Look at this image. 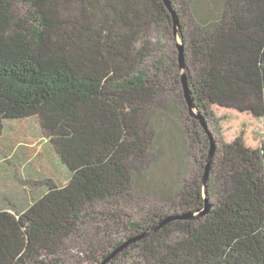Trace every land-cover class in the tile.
<instances>
[{
  "label": "trees",
  "instance_id": "obj_1",
  "mask_svg": "<svg viewBox=\"0 0 264 264\" xmlns=\"http://www.w3.org/2000/svg\"><path fill=\"white\" fill-rule=\"evenodd\" d=\"M169 2L0 0V140L37 119L68 173L0 208V264H264V0ZM152 32L181 40L194 108L228 140L222 199L204 215V176L187 186L162 154L182 152L184 126L169 65L148 63ZM157 193L169 209L131 214Z\"/></svg>",
  "mask_w": 264,
  "mask_h": 264
},
{
  "label": "rangeland",
  "instance_id": "obj_2",
  "mask_svg": "<svg viewBox=\"0 0 264 264\" xmlns=\"http://www.w3.org/2000/svg\"><path fill=\"white\" fill-rule=\"evenodd\" d=\"M26 7L18 5V11L26 12ZM152 38L156 42V51L148 62H157L163 60L166 65H169L166 77L161 78V82L166 84L168 89V98L173 106H177V113L180 122L184 127H189V131L193 134L192 138L183 132V128H177V134H184L183 150H162V154H174L180 163H183V168L186 171V185L190 186L191 180H195L197 175H205L204 166H207L208 160L213 146L215 147L212 158V167L214 171L209 175L211 181V189L208 186V198L212 209L216 207L222 199V176H223V157L225 158L224 144L228 142L225 133L216 129L214 125L206 123L204 127L201 119L194 115L201 114L202 111L194 108L193 111L189 106L188 101L184 96V85L182 82L184 72L189 69L186 58L181 53L179 46L182 44L180 39L174 41L158 38L155 32H152ZM166 58V59H165ZM165 69V72H166ZM184 71V72H183ZM151 74H155L154 69H150ZM162 75V74H161ZM194 114V115H193ZM256 132H264V122L259 120L256 123ZM199 133V136L197 135ZM215 136H214V135ZM225 137V138H224ZM214 139V140H213ZM216 140V141H215ZM217 163V167L214 165ZM151 164L154 160L151 159ZM171 169V168H170ZM155 171H151V178L155 182ZM170 171L168 172V174ZM172 173V170H171ZM170 175H165L167 179ZM68 173L62 168L60 160L54 151L49 139L44 136L40 124L37 119H25L17 122L15 125H10L6 128L4 136L0 140V208H10L12 206L25 208L34 198L38 196L46 183L53 182L55 184H66ZM204 182V177H203ZM217 182V184H216ZM215 185V186H214ZM158 185L156 186V188ZM203 195L206 198L205 189ZM174 197L162 199V194L157 193L149 196H141L139 199L131 203L132 215L136 218L145 216L149 211L156 207H168ZM87 230L92 237L97 227L94 224L88 223Z\"/></svg>",
  "mask_w": 264,
  "mask_h": 264
},
{
  "label": "water",
  "instance_id": "obj_3",
  "mask_svg": "<svg viewBox=\"0 0 264 264\" xmlns=\"http://www.w3.org/2000/svg\"><path fill=\"white\" fill-rule=\"evenodd\" d=\"M164 1L166 2L167 6L170 7L169 0H164ZM179 49H180L181 55L183 56V46H182V44L179 46ZM188 79H189V72L186 70L184 72V74H183L182 81H183V85H184V89H185V94H186V97H187L189 106L191 107V109L193 111L194 105H193V102H192V100L190 99V97L188 95ZM194 116L199 117V119H201V122L203 123L204 127H206V122L204 120V117L200 113L199 114H196ZM214 151H215V147L213 146L212 151H211V154H210V159L208 160V163H207V166H206V170H205V175H204V189H205V194H206V198H205V208L201 212L200 215L207 214L212 209V205L210 204V200L208 198V193H207L208 192L207 180H208V177H209L211 168H212V158H213V155H214ZM185 218H192V216H186Z\"/></svg>",
  "mask_w": 264,
  "mask_h": 264
}]
</instances>
